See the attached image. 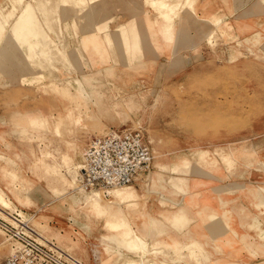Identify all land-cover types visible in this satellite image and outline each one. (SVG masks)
<instances>
[{"label":"rangeland","instance_id":"rangeland-1","mask_svg":"<svg viewBox=\"0 0 264 264\" xmlns=\"http://www.w3.org/2000/svg\"><path fill=\"white\" fill-rule=\"evenodd\" d=\"M79 1L83 5L87 1L90 2L92 8L96 9L97 20L105 21L107 0ZM10 2V10H6L0 2V134L4 136L0 138V189L6 193L12 204L1 202L0 215L6 217L3 208L20 210V215L24 219H29L38 232H42L44 228L39 222H47V217L42 213H32L33 209L18 208L12 198L18 205L30 207L34 205L31 196H37L39 192L35 189L39 188V185L46 184L50 188V193L47 194L54 200L55 190L74 189L68 182L73 176L68 167H72L75 162L81 164L82 151L91 136L108 131V128L84 125V122L88 123L84 120L89 118V112L81 111L80 107L88 101L89 94L84 86L86 80L81 79L75 72L78 68L79 50L81 48L87 50L91 39L95 50L103 47L99 32L105 25L99 26L98 32L93 33L91 38L83 36L80 49H68L60 46L43 29L40 16L41 0L36 6L31 3L23 4L24 0ZM119 2L131 17L132 38L137 37L135 29L138 24H147L152 28L158 18H161L167 30L176 20L188 21L200 39V46L189 54L164 62L160 70L152 74L144 93L129 96L131 121L126 126L114 127L140 128L144 132L152 149L153 158L151 172L143 175V183L160 192H168L171 186L185 191L186 179L181 176L185 171L171 174L170 166H187L190 163L191 170L195 165L191 162L194 153L203 149L214 153L218 147H227L230 151L235 145L242 149L251 143L262 152L259 154L262 158H258L264 161V26H258L253 35L241 38L234 32L235 24H230L227 15L198 16L195 10L196 0H119ZM256 2L264 4V0ZM256 2L250 9L241 12V15L255 12L256 8L258 9ZM35 15L37 17L34 18ZM150 15L155 17L152 18ZM246 25L249 28L253 27L251 23ZM19 30H21L19 40L28 42L32 52L36 53L32 59L28 58L29 54L23 52L20 54L22 57L14 55L6 59L4 56L3 49L9 50L4 40L5 35L9 32L17 35ZM62 33L55 31L60 39L63 38ZM104 33L106 36V32ZM236 38H240V42L235 43ZM131 47L132 52L136 53L138 44L133 42ZM129 65H134L132 59ZM17 68L24 69L25 73L19 72ZM112 69L113 67L107 68L109 71ZM11 70L18 72V78H9ZM3 146L9 148L13 155L24 161V164L30 160L28 157L24 158V155L28 156L25 152L33 154L35 157L31 159L28 169L32 171V177L39 180L21 176L11 153ZM204 154L206 152H200L195 157L196 160H202ZM217 161V157H214L209 165L214 167ZM223 161L228 173L235 174L238 170L236 159L227 155ZM238 174L242 175L240 170ZM18 181L20 185L17 184ZM78 183L79 181L76 187L80 190ZM262 183L258 182L259 187L256 186L260 190V199L252 190L254 185L248 182L235 183L227 189L235 195L238 194L237 198L225 201L224 219L229 229L234 230L230 224L233 212L228 204L242 196H251L257 215L262 213L264 208ZM114 191L129 192V196L123 199L122 204L132 206L139 204L140 195L133 186H125ZM113 192L111 198L106 201L99 193L102 208L92 213L114 218L116 221L110 223V227L118 232L119 237L126 240V245L131 244L134 248L137 234L121 219L123 208L122 205H114ZM259 201L263 204L259 205ZM61 202H68V208L75 211V207L68 199ZM162 204L165 202L162 201ZM110 205H112L110 213L102 211ZM77 207L86 208L85 215L88 217L91 210L87 204L82 203ZM40 209L41 207H37L36 210ZM173 215L178 218L177 220L181 218L184 221L186 218L182 209ZM44 216L46 219L43 221ZM238 216L245 230H250L247 228L248 224L263 221L261 217L253 216L251 219L254 220L249 222L250 211L245 206ZM56 232H52V235ZM258 232L260 237L264 236V228ZM242 236L248 235L243 233ZM144 240L147 242V250L151 249L149 242ZM241 240L247 246L252 244V241L246 238ZM115 241L121 244V238H116ZM58 242L60 243L59 240ZM258 246H262L261 243H258ZM13 247V243L0 230V264H6V259L14 251ZM151 261L153 260L146 256L141 260L142 263Z\"/></svg>","mask_w":264,"mask_h":264},{"label":"crops","instance_id":"crops-1","mask_svg":"<svg viewBox=\"0 0 264 264\" xmlns=\"http://www.w3.org/2000/svg\"><path fill=\"white\" fill-rule=\"evenodd\" d=\"M38 1L24 0L23 4L31 3L36 6ZM0 2L6 10L11 9L10 0H0ZM254 2L256 0H196L195 10L198 16L227 15L230 24H235L234 32L244 38L253 35L258 26H264L263 3L256 2L258 9L256 8L255 12L241 15V12L250 9ZM41 3L40 16L43 29L60 46L68 49H80L83 36L91 38L93 33L98 32L99 26L105 25L99 32L103 47L95 50L91 39L87 50L82 48L79 50L78 68L75 72L81 79L86 80L84 86L89 94L88 101L80 107L81 111L89 112V118L84 120L88 123L84 122V125L108 128V130L112 127L126 126L131 121L129 96L144 93V88L148 86L152 74L159 71L164 62L178 59L200 46V39L189 22L180 20H176L169 30L161 18H158L152 28L147 24H138L135 29L137 37L132 38L131 17L119 0L106 1L107 18L103 22L97 20L96 9H93L88 1L85 5L79 0H41ZM154 15L150 17L154 18ZM249 23L253 24L252 28L246 25ZM57 30L63 32V38L57 37L55 34ZM8 34L16 39L13 43H19L24 52L29 54L28 58L32 59L36 55L30 49L28 42L19 40L20 33ZM133 42L138 44L136 53L132 52ZM234 42H240V38H236ZM131 59L133 66L129 65ZM109 67L113 69L107 70ZM17 69L25 73L24 69ZM10 73V79L18 78L17 71L11 70ZM3 137V134H0V138ZM3 148L11 153V158L16 162L21 176L39 180L33 178L32 171L28 169L31 159L35 157L33 154L25 152L28 156L24 155V158L28 157L30 160L24 164V161L13 155L9 148L4 146ZM228 149L218 147L214 153L205 149L194 153L191 162L195 165L191 170L190 163L187 166H170L171 174L185 171L181 174L186 179L185 191L173 186L168 188V192L149 188L143 183V175L137 176L130 184L140 195L139 204L137 206L122 204L121 219L126 221L138 236L149 242L151 249H148L146 258L157 264H264V236L260 237L258 232L264 228V208L262 213L257 215V210L251 201L252 197L242 196L228 204L233 212L230 224L234 230L227 227L224 219L225 201L237 198L238 195L227 191L233 184L248 182L254 185L252 190L260 199L261 194L257 184L258 182L264 184V161L259 155L262 152L251 143L242 149L238 145L230 148L232 151ZM200 152L206 154L202 160H196L195 157ZM227 155L233 156L238 162L236 164L238 170L235 174L231 175L225 169L226 164L223 159ZM214 157H217L218 161L214 167H211L209 163ZM241 167L246 169L241 170ZM239 170L242 175L238 174ZM17 184L20 185V182L18 181ZM38 187L35 189L39 192L37 196L30 195L34 201L33 206L22 207L13 198L12 200L20 209H33L32 213H42L47 217L46 223L50 229L42 232H38L30 221L40 236L60 244V246L57 244L60 248L69 251L87 264H126L133 259L140 263L143 260L145 257L142 253L143 249L139 245L130 249L126 246V240L119 237L118 232L110 227V223L116 221L114 218L98 216L92 211L87 217L85 215L87 210L83 207L76 206L75 211H72L68 208V202L62 203L60 199L54 200L49 197L47 193H50V188L46 184ZM110 198L111 196L103 200ZM162 201L165 204H162ZM258 204L262 205L263 202L259 201ZM244 206L250 211L249 222L254 220L251 217L258 216L263 220V224L251 223L247 225L250 230H245L238 216ZM37 207L41 209L37 211ZM179 209H182L186 215L184 221L181 218L177 220L178 218L173 215L178 213ZM52 232H56L55 235L59 236L54 235V237ZM243 233H247L248 236H242ZM63 234L66 238L60 241V236ZM116 238H121V244L115 241ZM242 238L252 241L251 246H247ZM258 243L262 246L259 247Z\"/></svg>","mask_w":264,"mask_h":264},{"label":"built area","instance_id":"built-area-1","mask_svg":"<svg viewBox=\"0 0 264 264\" xmlns=\"http://www.w3.org/2000/svg\"><path fill=\"white\" fill-rule=\"evenodd\" d=\"M152 149L140 128H110L91 136L82 151L79 185L84 190H98L103 198L113 188L132 184L137 176L151 170ZM0 230L13 243L6 264H87L40 236L17 210L3 208Z\"/></svg>","mask_w":264,"mask_h":264},{"label":"bare ground","instance_id":"bare-ground-1","mask_svg":"<svg viewBox=\"0 0 264 264\" xmlns=\"http://www.w3.org/2000/svg\"><path fill=\"white\" fill-rule=\"evenodd\" d=\"M167 2V1H166ZM180 2V1H179ZM165 4V3H164ZM185 4V3H184ZM185 6V5H184ZM185 8V7H184ZM166 9V8H165ZM182 10V9H181ZM167 12V11H166ZM34 15V14H33ZM33 17V16H32ZM37 17L36 15L34 16V18ZM8 20V18L6 19V21ZM38 20V19H37ZM224 20V19H223ZM36 21V20H35ZM222 21V20H221ZM35 24V22H34ZM41 27V26H40ZM41 29H39V31L41 32ZM38 31V30H37ZM19 33H21V30H19ZM42 34V33H41ZM45 34V33H44ZM43 36V35H42ZM11 36V34H7L5 36V41H6V45H8V49L9 50H4L3 49V53H5V57L6 59H8V57H13L14 55H20L22 52H24L23 48L21 47V45L18 43L16 44L13 43V40L15 38H13ZM16 40V39H15ZM1 51V50H0ZM7 52V53H6ZM27 55V54H26ZM21 56V55H20ZM22 57V56H21ZM25 58V56H24ZM4 59V58H3ZM5 60V59H4ZM26 60V59H25ZM95 81V80H94ZM85 82V81H84ZM79 167L80 165L78 163H74L72 167H68V170H70L71 172H73V176L68 179L69 185L73 186L74 189L72 190H67V191H62L60 189L55 190L54 195H55V199H60V200H66L68 199L70 204L74 207L79 206L80 204L84 203L87 204L89 206V209L91 211H96V210H100L101 204H100V198H99V191L98 190H84L83 188H81V186L78 183V186L80 188V190L77 189V182L79 181ZM151 172V171H150ZM150 172L148 174H150ZM148 177V176H147ZM129 186V185H127ZM248 186V185H247ZM125 187V186H124ZM123 187H117V188H113L110 191V195L111 192H113L116 189H120ZM129 192H120V191H114L112 196L114 198V205H122V201L125 197L129 196L128 194ZM101 194V193H100ZM4 202L7 205L12 204L11 200L7 197L6 193H4L1 189H0V203ZM3 204V203H2ZM117 207V206H116ZM112 209V205H110L108 208L103 209L102 211L105 213H110L109 210ZM20 210H18L17 212L19 213ZM20 214V213H19ZM100 215V214H99ZM1 216V215H0ZM33 216V215H32ZM37 219V218H36ZM40 219V218H39ZM46 219V217H43V221ZM29 220V219H28ZM39 224L45 229H50L47 225V223H43V222H39ZM134 233V231L132 232V234ZM61 234V233H59ZM53 235H55V233H53ZM134 235V234H133ZM55 236H59L58 234ZM64 238H66V236L63 234V236H60V241L63 240ZM50 239V238H49ZM58 244V243H57ZM59 245V244H58ZM138 245L140 246V248L143 249V254H147L149 251L147 250V242L141 238L140 236L136 235L135 236V247H138ZM60 246V245H59ZM126 246H128L130 249H132L133 245L131 244H127ZM142 251V250H141ZM166 251V250H165ZM126 264H157L154 261L148 262V263H142L140 261V263H137L134 259L133 260H129Z\"/></svg>","mask_w":264,"mask_h":264}]
</instances>
